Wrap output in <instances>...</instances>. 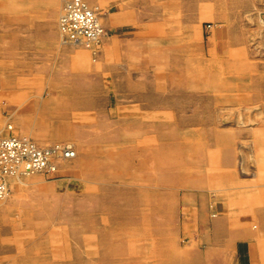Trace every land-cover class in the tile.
<instances>
[{"label":"rangeland","instance_id":"1","mask_svg":"<svg viewBox=\"0 0 264 264\" xmlns=\"http://www.w3.org/2000/svg\"><path fill=\"white\" fill-rule=\"evenodd\" d=\"M84 1L144 36L126 68L62 43L64 0H0V130L76 152L8 179L0 264H194L198 216L258 230L264 0Z\"/></svg>","mask_w":264,"mask_h":264},{"label":"crops","instance_id":"2","mask_svg":"<svg viewBox=\"0 0 264 264\" xmlns=\"http://www.w3.org/2000/svg\"><path fill=\"white\" fill-rule=\"evenodd\" d=\"M102 26L111 35L106 36L102 41V52L99 59L106 62L107 57L116 50L120 54L122 64H115L117 68H126V61L123 51H132V45L141 42L144 36L124 33V28L131 24L129 14L123 9L116 12H103L100 16ZM122 32L118 33L117 30ZM56 42V52L61 56L68 55L73 50L69 45H58ZM76 52V50H75ZM129 54V53H128ZM127 54V55H128ZM123 55V56H122ZM120 65V66H119ZM128 75H132L130 72ZM263 204V203H262ZM259 220L258 230H252L246 222H241L238 226L227 224L220 216L210 217L206 213L204 219L198 216L195 227L196 245L203 243V249L199 250L200 256L194 264H264V209L257 216ZM209 223L205 229L200 231V224ZM254 237V238H253ZM253 238V239H252ZM259 238L258 240H256ZM255 239V240H254Z\"/></svg>","mask_w":264,"mask_h":264},{"label":"built area","instance_id":"3","mask_svg":"<svg viewBox=\"0 0 264 264\" xmlns=\"http://www.w3.org/2000/svg\"><path fill=\"white\" fill-rule=\"evenodd\" d=\"M58 31L62 42L86 48L98 45L109 34L100 23L96 10L84 0H64ZM6 131L3 134L0 130V199L8 192L11 176L41 173L54 177L58 175L59 161L69 160L75 155L70 144L42 146L31 138L14 134L9 124Z\"/></svg>","mask_w":264,"mask_h":264},{"label":"bare ground","instance_id":"4","mask_svg":"<svg viewBox=\"0 0 264 264\" xmlns=\"http://www.w3.org/2000/svg\"><path fill=\"white\" fill-rule=\"evenodd\" d=\"M62 43H64V42H62ZM64 44H68V43H64ZM71 45H75V46H82V45H78V44H71ZM82 47H84V46H82ZM2 127V126H1ZM73 154L71 155V152H70V154L69 155H71V156H73L74 155V151L72 152ZM76 153V152H75ZM75 156V155H74ZM63 161H65V160H63Z\"/></svg>","mask_w":264,"mask_h":264}]
</instances>
